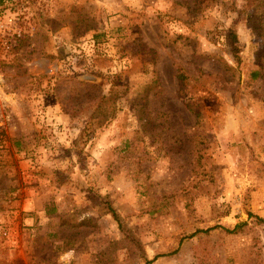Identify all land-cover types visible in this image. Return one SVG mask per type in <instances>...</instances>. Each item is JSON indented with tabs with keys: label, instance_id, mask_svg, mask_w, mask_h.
Here are the masks:
<instances>
[{
	"label": "rangeland",
	"instance_id": "obj_1",
	"mask_svg": "<svg viewBox=\"0 0 264 264\" xmlns=\"http://www.w3.org/2000/svg\"><path fill=\"white\" fill-rule=\"evenodd\" d=\"M9 1L0 264H264V3Z\"/></svg>",
	"mask_w": 264,
	"mask_h": 264
},
{
	"label": "built area",
	"instance_id": "obj_2",
	"mask_svg": "<svg viewBox=\"0 0 264 264\" xmlns=\"http://www.w3.org/2000/svg\"><path fill=\"white\" fill-rule=\"evenodd\" d=\"M9 0H4L3 4H0V11H4V14L0 13V48L4 52L18 47L20 43L25 39L24 32L19 27V16L15 12H11L12 5L8 4Z\"/></svg>",
	"mask_w": 264,
	"mask_h": 264
},
{
	"label": "trees",
	"instance_id": "obj_3",
	"mask_svg": "<svg viewBox=\"0 0 264 264\" xmlns=\"http://www.w3.org/2000/svg\"><path fill=\"white\" fill-rule=\"evenodd\" d=\"M3 1L4 0H0V4H3ZM263 3H264V0H250V6L252 7V11H250L248 14H247V23L249 24V27L251 28V30L253 31V32H256V30L259 28V26L257 25V23H256V20L258 19V18H260V17H262V15H263V13H259V10H260V6L261 5H263ZM229 36L231 37V38H235V36H234V34H233V32H231V33H229ZM178 79H182L183 78V76L181 75V74H179L178 76ZM94 87V86H93ZM60 103H61V107H62V109H63V111L65 112V113H68V108H67V106H66V104H65V102L64 101H60ZM260 222H264V220L263 219H258ZM239 228V225H236L233 229H224V231L226 232V233H235L236 231H237V229ZM193 235H190L189 237H192ZM150 262H147V264H149Z\"/></svg>",
	"mask_w": 264,
	"mask_h": 264
}]
</instances>
